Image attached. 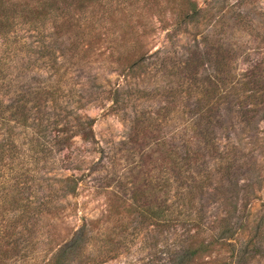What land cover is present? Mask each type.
<instances>
[{
	"label": "trees",
	"instance_id": "trees-1",
	"mask_svg": "<svg viewBox=\"0 0 264 264\" xmlns=\"http://www.w3.org/2000/svg\"><path fill=\"white\" fill-rule=\"evenodd\" d=\"M60 1L69 3L0 0V29L14 27L11 19L27 30L48 20L72 24V17L67 18L71 12ZM185 1L190 6L186 18L193 21L202 15L194 1ZM64 23L53 26L55 35ZM129 26L122 27L124 43L118 45L115 61L122 86L110 91V101L116 108L134 106L127 145H135L138 161L128 174L112 170L103 189L118 185L119 190L129 191L138 224L164 232L180 225L189 227L192 235L187 237L186 250L192 256L215 252L221 256L219 264H244L264 249V217L250 222L249 209L253 182L261 178L255 174L262 170L264 150V140L259 139V127L264 123V57L237 73L228 49V55L220 58L214 45L207 44L205 49L198 45L184 62L188 71L180 87L185 89L162 92L156 84L151 88L138 83L145 76L158 77L161 68L167 67L160 52L142 53L140 37ZM73 44L71 37L59 51L52 42L42 44V60H35L41 64L35 67L52 71V75L33 78L32 84L25 81L30 72L26 63L20 66L22 86L18 91L22 95L15 106H7L13 110L8 122L14 125L0 140V264H90L98 259L86 255L94 237L85 234L88 224L70 242L56 248H51L52 231L44 232L41 226L44 215L58 210L56 200L77 194L83 181L76 174L53 175L71 169L73 141L78 137L83 142L95 141V121L83 118L74 105L82 107L91 96L84 91L76 96L77 85L68 76L74 70L67 58ZM62 82L68 85L69 95ZM183 96L192 99V106L183 105ZM142 99L145 104L141 105ZM154 99L158 104L144 110ZM176 116L178 125L173 122ZM170 124L177 126L176 138L167 132ZM15 128L22 132L23 138L18 137L25 143L14 141ZM64 152L67 154L60 160ZM206 197L215 201L212 218L205 207Z\"/></svg>",
	"mask_w": 264,
	"mask_h": 264
},
{
	"label": "rangeland",
	"instance_id": "rangeland-1",
	"mask_svg": "<svg viewBox=\"0 0 264 264\" xmlns=\"http://www.w3.org/2000/svg\"><path fill=\"white\" fill-rule=\"evenodd\" d=\"M192 1L202 11V15L193 21L185 17L190 8L185 0H68L67 5L63 1L60 5L63 9L68 7L66 12H71V16L67 18L72 17V24L61 21L65 23L57 35L53 26H61V23L53 20L27 30L11 19L14 27L0 29V140L8 136L7 129L14 125L8 122L13 110L7 106H15L18 96L22 95L18 91L22 86L19 78L21 64L26 63L30 70L25 79H29L30 84L33 78L52 75V71L35 67L41 64L35 60H42L39 50L42 44L52 42L54 49L59 51L68 38L73 39V48L67 58L74 70L68 76L77 85L76 96L81 91L91 96L82 107L78 103L74 105L78 106L83 118L95 121V141L83 142L76 138L71 169L53 173L56 176L76 174L82 176L83 181L77 194L56 200L58 210L42 218L44 232L50 230L53 233L51 248L70 242L74 234L88 224L85 234L93 233L94 237L91 242L87 240L91 246L86 248V255L90 259L98 256L90 264H219L221 256L215 252H201L195 256L192 251L188 253L186 240L192 235L189 227L180 225L164 232L138 224V212L131 208L129 191L119 190L118 185L106 191L103 189L107 176L113 175L112 170L128 174L138 161L134 155L135 145H127L134 106L116 108L110 101V91L122 86V75L115 69V61L119 54L118 45L124 43L123 26L124 29L134 26L140 37L142 53H161L167 69L161 68L158 77L145 76L138 83L141 81V86L151 88L156 84L162 92L170 88H179L180 92L185 89V86L180 87L188 71L184 62L198 45L203 49L207 44L209 47L214 45L220 58L228 55V49L234 58L232 69L237 73L245 72L264 57V0ZM126 41L132 42L128 38ZM205 69L207 71L209 67L205 66ZM62 84L69 95L68 85ZM71 87L73 89V85ZM188 98L181 97L183 105L189 107L192 99ZM76 100L77 97L74 102ZM151 101L144 110L158 104L155 99ZM180 101L179 98L177 103ZM141 102V105L145 104L144 99ZM178 118L176 116L173 121L177 125ZM17 130H12L13 139L18 144L20 140L23 143L18 137L23 138L22 132ZM167 132L176 138L177 126L170 124ZM244 139L248 142L247 137ZM259 139L264 140V123L259 127ZM65 154L67 152L59 155V159L64 160ZM260 165L262 170L255 175L261 178L253 182L254 194L250 198V222L264 217V150ZM208 199L205 198V207L212 218L216 205L215 201ZM244 264H264V249Z\"/></svg>",
	"mask_w": 264,
	"mask_h": 264
}]
</instances>
